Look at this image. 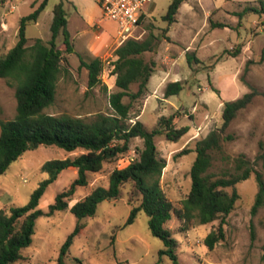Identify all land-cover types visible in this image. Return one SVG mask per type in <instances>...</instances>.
<instances>
[{
  "label": "rangeland",
  "instance_id": "obj_1",
  "mask_svg": "<svg viewBox=\"0 0 264 264\" xmlns=\"http://www.w3.org/2000/svg\"><path fill=\"white\" fill-rule=\"evenodd\" d=\"M60 1L48 0L38 20L27 23L29 44L37 37L45 41L51 39L54 7ZM171 1L153 0L145 6L146 19L137 29L136 38H145L150 30L161 34L164 30L179 26L180 23L172 24L163 18ZM41 2L3 0L0 7V56L17 43L21 19L33 12ZM64 7L74 52L65 54L56 100L47 111L93 120L98 114H108L112 110L109 94L117 89L116 76L112 74L116 56L114 49L102 55V82L92 88L88 84L89 71L81 65V56H96L95 50L100 46L96 39L100 30L98 24L104 29L116 31L117 23L105 16L100 0H64ZM216 19L231 21L234 27H219L207 34L203 33L199 38L205 46L197 47L198 52L189 51L182 56L177 54L171 62L175 71H169L166 79L177 75L178 80L184 82L182 91L165 98L164 94H158L162 92L159 87L157 91L153 88L151 96L147 93L132 103V118L129 122L139 119L147 129L152 130L162 116H170L179 110L182 115L176 125L189 127L188 132L177 141L168 140L164 135L156 136L159 156L167 162L161 185L176 207H181L182 200L191 190V168L197 156L196 151L178 155L180 150L185 146L194 148L197 139L222 126L225 101L251 91L254 92L252 102L239 112L227 129L235 138L225 142V151L232 158L245 153L255 163V167L264 173L262 160L257 159L260 142H264V14L254 11L236 16L219 14ZM256 28L260 29L252 31ZM63 40L61 33L57 39L59 46ZM163 51L162 47L160 55L157 51L144 54L146 60L158 62L153 72L155 76L161 72V65L165 67L168 64ZM137 88L138 84H133L131 90L136 91ZM124 101L129 102L130 98L125 97ZM16 107V86L6 78H0V123L1 120L14 117ZM142 145L143 140L136 137L131 140L130 147L136 149ZM82 151L68 152L55 145H40L26 151L6 173L0 175V210L9 213L12 206L29 201L32 192L47 177V173L41 169L45 161L75 156ZM225 164L217 160L213 169L217 170ZM116 167L117 160L106 161L101 171L90 173L88 185L77 187L69 205L96 186H107L109 175ZM76 176L75 168L63 170L58 179L48 186L39 207L47 210L58 192L69 187ZM236 188L240 198L228 216L225 238L214 249L210 250L206 246L204 238L218 226V220L197 224L185 232L180 231V221L176 216L166 224L180 242L178 253L182 264H264V209L256 216L251 213L258 191L256 175L253 173L250 178L239 182ZM140 201L141 194L134 189L133 184L127 183L119 198L102 201L92 217L79 220L69 210L41 216L36 223L32 244L23 250L24 257L14 264H57L63 243L80 221L84 227L70 248L67 264H172L169 256L160 255L164 243L153 235L145 211H140L135 221L126 225L131 208ZM252 226L255 228V239H252Z\"/></svg>",
  "mask_w": 264,
  "mask_h": 264
},
{
  "label": "trees",
  "instance_id": "obj_2",
  "mask_svg": "<svg viewBox=\"0 0 264 264\" xmlns=\"http://www.w3.org/2000/svg\"><path fill=\"white\" fill-rule=\"evenodd\" d=\"M48 0L42 2L33 12L21 19L19 39L4 55L0 56V78H6L16 86L17 107L14 117L1 120L0 132V175L6 173L12 163L26 151L40 145H55L68 152L83 150L75 156L54 158L45 161L41 167L47 173L27 203L12 206L10 212L0 210V264H14L21 260L23 250L33 242L36 223L41 216H52L58 211L69 210L79 220L96 214L99 204L104 200L117 199L124 185L133 184L141 194V201L131 208L126 225L135 221L140 211L149 216V227L153 235L162 239L164 247L161 256L167 255L172 264L179 261V240L166 224L176 216L180 221V231L185 232L197 224H208L216 220L218 226L204 238L206 246L212 250L225 238L228 216L234 210L240 194L236 185L254 173L258 184L251 213L256 216L264 209V173L255 167V163L245 154L232 158L225 151V142L233 140L235 135L227 132L239 112L245 109L254 97V92H246L241 97L224 102L221 127L212 129L205 137L197 139L194 148L185 146L178 155L196 151L197 156L191 168L192 187L181 207H176L167 197L161 177L167 165L158 153L156 136L164 135L166 139L177 141L185 135L189 127L177 126L182 112L177 110L170 116H162L152 130L144 123L132 118V103L149 93V81L156 61L146 60V52H156L159 46V34L150 30L145 38H130L117 47L113 61L112 74L116 76V90L110 92L111 112L98 114L93 120L73 116L68 113L53 114L47 109L55 103L58 83L62 75V61L65 54L74 52V44L67 29L68 19L61 0L54 7L51 24L52 36L49 41L34 38L29 44L26 26L29 21H37ZM183 0H172L163 16L169 23L176 21L179 7ZM3 0H0V7ZM238 15L254 11L264 14V0H256ZM214 27L228 26L225 23H213ZM63 34L62 45L57 39ZM237 55V54H235ZM191 64V57H188ZM81 65L89 71V87L102 82L104 61L99 56H81ZM138 84L136 91L131 90ZM107 89V85L104 86ZM253 88L252 85H250ZM184 82L177 80L167 84L164 97L179 94ZM216 91L218 89L214 88ZM130 101L125 102L124 98ZM139 137L143 145L136 148L137 159L124 168H114L109 175L107 186L98 185L73 205H69L78 186L89 183V175L103 169L104 162L117 160L129 153L131 140ZM258 160L264 165V142L259 145ZM221 160L226 164L214 170V162ZM75 168L77 176L69 187L58 192L55 200L44 210L40 201L48 186L56 181L60 173ZM231 188V190H229ZM84 225L81 221L63 243L57 264H67L70 248ZM252 226V239H255ZM45 264V263H39Z\"/></svg>",
  "mask_w": 264,
  "mask_h": 264
},
{
  "label": "crops",
  "instance_id": "obj_3",
  "mask_svg": "<svg viewBox=\"0 0 264 264\" xmlns=\"http://www.w3.org/2000/svg\"><path fill=\"white\" fill-rule=\"evenodd\" d=\"M254 1L256 0H183L177 13L176 21H174L180 23L179 26L164 30L165 32H161V34H159L161 42L159 43L157 53L159 55L162 54L159 50L163 47L165 61H168V64L165 67L161 65V72L156 76L152 74L150 77L149 96H151L152 89L155 88L157 91L158 87L162 91L158 92V94H164L167 84L179 79L177 75H174L172 79H166V75L169 74V71H175L174 66H171V62L175 60L177 54H181L180 56H182V54H186L189 51L198 52V48H200V46H205L203 40L199 37L203 33L207 34L215 28H219L214 27L213 23L221 22L228 25L223 28L234 27L231 21L217 20L216 18L219 14L236 16L240 12H243L245 10L244 8L254 4ZM98 22L100 23V21ZM256 23L257 21L254 22V24ZM98 28L100 30L96 34V39L99 41L100 46L97 50H95V55L102 57L104 53L109 52L111 49L115 50L114 45L117 29L116 31H110L108 29H104L100 24H98ZM258 29L260 28H256L252 31H258ZM216 40L217 39H215V41ZM210 45L211 44H209V46ZM156 65H158L157 61Z\"/></svg>",
  "mask_w": 264,
  "mask_h": 264
},
{
  "label": "built area",
  "instance_id": "obj_4",
  "mask_svg": "<svg viewBox=\"0 0 264 264\" xmlns=\"http://www.w3.org/2000/svg\"><path fill=\"white\" fill-rule=\"evenodd\" d=\"M151 2L153 0H100L105 16L117 23L115 49L128 39L136 38L137 29L146 19L145 6ZM137 157L136 149H132L118 159L117 168L128 166Z\"/></svg>",
  "mask_w": 264,
  "mask_h": 264
}]
</instances>
